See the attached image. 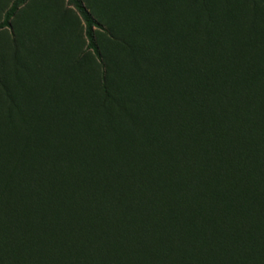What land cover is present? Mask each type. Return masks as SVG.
Instances as JSON below:
<instances>
[{"label": "trees", "instance_id": "16d2710c", "mask_svg": "<svg viewBox=\"0 0 264 264\" xmlns=\"http://www.w3.org/2000/svg\"><path fill=\"white\" fill-rule=\"evenodd\" d=\"M26 1H13L0 23V30L11 28V19ZM259 1L264 6V0ZM66 2L85 24L87 49L101 61L94 37L95 28L104 30L99 19L85 7L83 0ZM110 10L115 16L130 15L115 11L114 7ZM263 25L261 16L248 20L243 25V33L248 39L245 44L247 52L242 54L241 43H236L231 45L236 49L224 54L226 65L233 69L228 72L226 66V82L230 87L227 92L223 89L220 95H214L213 100L221 97L228 107L215 110L208 103L203 108L198 122L209 132L205 136L201 132L203 137L187 132L177 152L165 155L150 166L132 163L133 156L126 145L137 141L134 133L127 135L122 130H108L116 122L135 126L134 116L126 115L127 104L137 108L149 107L147 100L136 94L135 70L116 66L111 79L103 74L105 98L119 105L120 115H105L100 120L104 130L99 131L102 132V141L97 149H103L102 142H107L112 147V155L126 161L123 164L109 162L105 176L94 177L89 171L91 168L80 169L78 162L82 154L79 151L60 150L51 156L46 155L45 160L41 156L32 165L34 170L25 169L23 156L15 160L4 151L17 140L12 118H6L4 124L3 115H0V264H264V88L261 86L264 53L257 47L250 49V46L257 45L249 41L256 36L258 44L264 43ZM34 30H38V26ZM141 54L149 67L144 75L145 87L153 91L152 96L150 92L147 95L153 98L155 88L168 85L167 71L174 75L178 55L146 48ZM181 57L186 66L188 62L204 64L209 59L207 54L192 58L184 53ZM244 67L247 72L242 75L239 71ZM157 68L161 70L157 72ZM186 83L185 79H178V88L184 91ZM234 98L245 101L242 113L233 103ZM89 108L88 111L93 113L97 110L94 106ZM19 119L23 134L21 142L33 145L34 131L28 118L19 115ZM144 134L147 141L152 139ZM71 140L75 142L74 138ZM213 141L216 144H212ZM210 145L218 148L212 149L214 152L225 153L224 162H219L214 154L208 155L213 151L208 153L204 149ZM182 147L185 150L180 151ZM200 148L207 158L198 160L197 169L192 158L193 151ZM104 149L100 155L107 159L109 155ZM200 157L203 154L197 155V159ZM66 161L67 166L61 168ZM211 175L221 181L229 179L231 189L225 192L229 205L225 208L227 211L222 209L227 214L220 215L234 216L228 217L230 222L227 220V223L226 218L219 222L220 219L210 217L206 227L201 228L195 226L200 207L186 192L193 187L196 191L201 190ZM109 177L115 179L113 184L109 183ZM121 181L130 184L124 188H133L135 192H118L120 189L114 184ZM250 184L262 188L260 192L249 193L248 197L254 200V204H260L253 206L257 210L255 219L243 223L244 213H238L240 209L229 197L232 194L239 198L240 189ZM72 192L77 195L76 208L66 203ZM199 193L205 197L202 191ZM245 202L249 203L247 199ZM229 206L233 211H229ZM207 210L215 214L211 205ZM123 217L125 221L121 220ZM235 219L237 223H231ZM239 221L243 224L241 227L237 226ZM134 222L138 224L133 225ZM155 228L159 234L164 232L163 237H158Z\"/></svg>", "mask_w": 264, "mask_h": 264}, {"label": "rangeland", "instance_id": "374dc122", "mask_svg": "<svg viewBox=\"0 0 264 264\" xmlns=\"http://www.w3.org/2000/svg\"><path fill=\"white\" fill-rule=\"evenodd\" d=\"M13 1L0 0V23ZM83 2L99 19L98 22L104 29H94L101 61L87 49L85 24L66 0H27L11 19V28L0 30V115H3L4 124L6 118H12L17 140L5 147L4 151L10 153L15 160L19 158L18 156H23L22 165L25 169L34 170V163L41 156L45 160L46 155L51 156L60 150L71 153L79 151L82 154L78 162L80 169L91 168L89 171L94 177L105 176L106 165L111 161L126 163L125 160L112 155V147L107 142H102L104 144L102 148H106L104 152H108L109 155L107 159L100 155L103 149H97L99 141H102L100 136L102 132L99 131L104 130L100 120L102 121L105 115H120L119 105L107 100L103 91V74L106 73L111 79L116 66L130 71L135 70L137 77H134L133 83L136 94H141L142 99H146L149 105L148 108H137L127 104L126 115L134 116L135 126L132 127L126 122L124 124L116 122L108 129L109 132L122 130L127 135L134 133L137 141L126 145L132 153L133 164L141 162L140 164L150 166L165 155L177 152L187 132L191 135H201L203 132L205 136L209 129L200 127L198 122L203 115V108L208 103L215 110L228 107L221 97L217 101L213 100L214 95H220L223 89L227 92L230 87L226 82L225 72L227 69L228 72L233 69L226 65L224 54L226 51L236 49L231 46L236 43H241L242 54L247 52L248 47L245 44L248 39L243 33V25L248 20L260 16L264 19V6L259 0H83ZM111 7H114L115 11L128 12L130 15L115 16L111 13ZM37 26L39 31L34 30ZM40 26L42 29H39ZM261 29L264 30V25ZM249 41L257 45L250 46V49L257 47L264 53V43L258 44L256 36H252ZM145 48L151 51L162 49L166 54L178 55L174 75L167 71L168 85L155 88L153 98L147 95L150 92L152 96L153 91L147 89L144 82L145 72L149 68L142 59L141 51ZM184 53L192 58L207 54L209 59L204 64L199 61L196 65L188 62L186 66L181 57ZM160 70L156 69L157 72ZM239 72L245 75L247 68L244 67ZM178 79L187 81L184 91L178 88ZM261 86L264 88V81ZM233 103L240 107L242 113L245 101L235 99ZM89 106L97 109L95 113L88 111ZM19 115H25L32 126L33 145L21 142L23 134L20 131L22 126ZM144 133L150 135L152 139L147 141ZM73 138L75 142L71 140ZM212 144L216 142L213 141ZM212 149L218 148H212L210 145V148L204 150H208L209 153L213 151ZM182 150H185V147L180 151ZM205 151L201 148L193 151L195 168L199 169V159L207 158ZM202 154L203 157L197 159V155ZM211 154L216 155L219 162L225 161L224 152L213 151L208 155ZM62 166L64 167L61 168H65L67 161ZM109 180V183L113 184L115 179L109 177ZM128 184L121 181L114 185L120 189L118 192H135L133 188H124ZM253 185L250 184L247 188L240 185L242 188L239 198H234L232 194L229 197L234 199L233 205L240 209L238 213H244L243 223L255 219L257 210L253 206L260 204H254V200L248 198L249 193L260 192L262 189L258 185L252 187ZM230 189L229 179L224 178L221 181L211 175L208 184L199 190L205 197L200 195L195 187L186 192L189 198H193V203L200 207L195 226L206 227L210 217L220 219L219 222L226 218L225 222L227 220L230 222L228 217L234 216L233 214L223 217L220 215L227 211L225 208L229 204L225 192H229ZM85 192L88 191L85 189ZM69 197L66 203L76 208L77 195L72 192ZM245 197L249 203L245 202ZM210 205L214 207L215 214H210L207 210ZM249 206L251 208L248 209ZM229 211H233L230 206ZM121 220L125 221V218ZM236 221L235 219L231 223ZM241 223L239 221L237 226L241 227L243 225ZM103 229H106V225ZM154 232L159 234L158 228H155ZM163 235L164 232H160L158 237Z\"/></svg>", "mask_w": 264, "mask_h": 264}]
</instances>
